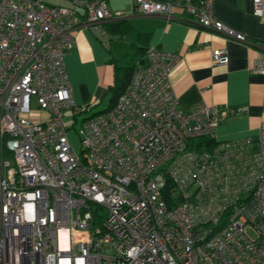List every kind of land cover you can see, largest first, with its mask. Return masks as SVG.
Wrapping results in <instances>:
<instances>
[{"label": "built area", "instance_id": "obj_1", "mask_svg": "<svg viewBox=\"0 0 264 264\" xmlns=\"http://www.w3.org/2000/svg\"><path fill=\"white\" fill-rule=\"evenodd\" d=\"M72 3L0 0V264H264V122L215 139L228 110L179 107L178 53L148 50L112 107L83 119L74 150L64 61L74 31L88 25L107 45L100 23L124 14ZM177 3L196 26L248 43L211 0ZM135 9L173 19L168 1ZM252 13L264 23V0ZM211 58L228 62L224 49ZM254 70L264 75V62Z\"/></svg>", "mask_w": 264, "mask_h": 264}, {"label": "crops", "instance_id": "obj_2", "mask_svg": "<svg viewBox=\"0 0 264 264\" xmlns=\"http://www.w3.org/2000/svg\"><path fill=\"white\" fill-rule=\"evenodd\" d=\"M42 1L73 6L72 0ZM105 1L112 12L124 14L100 23L109 37L108 44L90 26L83 25L74 31L75 44L64 59L77 107L97 105L115 83H121L127 69L130 80L134 69L147 63L148 50L160 49L180 55L170 81L183 111H192L200 101L227 109V117L213 133L217 140L256 135L264 122V75L254 70L264 62V23L252 13V0H211L214 15L244 33L248 43L196 26L178 0H160L172 3V20L137 12L135 0ZM80 19L84 20L83 15ZM216 49L226 51L225 65L212 60L211 52Z\"/></svg>", "mask_w": 264, "mask_h": 264}, {"label": "rangeland", "instance_id": "obj_3", "mask_svg": "<svg viewBox=\"0 0 264 264\" xmlns=\"http://www.w3.org/2000/svg\"><path fill=\"white\" fill-rule=\"evenodd\" d=\"M112 97V91H109L104 97L101 102H99L97 105L87 108V111H82V108L84 107H78L79 112L74 115L72 111H67L65 122L67 126V135L69 140L71 141V144L73 145L74 150L77 153H81L82 146L80 143V136L79 131L82 128L83 119L92 114L93 112L104 110L108 108L110 99ZM35 101L32 99V104L34 105Z\"/></svg>", "mask_w": 264, "mask_h": 264}, {"label": "trees", "instance_id": "obj_4", "mask_svg": "<svg viewBox=\"0 0 264 264\" xmlns=\"http://www.w3.org/2000/svg\"><path fill=\"white\" fill-rule=\"evenodd\" d=\"M127 71H128V73L130 72V69H127ZM128 73L127 74H125V76L124 77H122V81H121V83L119 84V83H115L112 87H111V90L110 91H112V97H111V99H110V103H109V106H108V108H106V109H104V110H100L99 112H97V113H94V114H98V113H102V112H105L106 110H108V109H110L111 107H112V105L114 104V102H115V100H116V98H117V96L121 93V91L124 89V87L127 85V83L129 82L128 80H127V75H128ZM84 111H87V108L86 109H83ZM94 114H92V115H94Z\"/></svg>", "mask_w": 264, "mask_h": 264}]
</instances>
